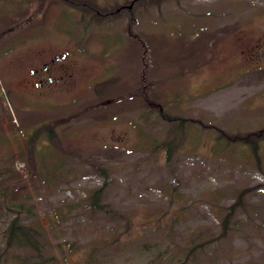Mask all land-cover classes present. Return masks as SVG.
Instances as JSON below:
<instances>
[{
    "label": "rangeland",
    "instance_id": "1",
    "mask_svg": "<svg viewBox=\"0 0 264 264\" xmlns=\"http://www.w3.org/2000/svg\"><path fill=\"white\" fill-rule=\"evenodd\" d=\"M131 1L0 0V252L6 199L37 264H264V0Z\"/></svg>",
    "mask_w": 264,
    "mask_h": 264
},
{
    "label": "trees",
    "instance_id": "2",
    "mask_svg": "<svg viewBox=\"0 0 264 264\" xmlns=\"http://www.w3.org/2000/svg\"><path fill=\"white\" fill-rule=\"evenodd\" d=\"M89 6L93 8L94 10H97L94 3H90ZM94 10H92V17L94 13V17L99 18V14L94 12ZM89 17L91 18V15ZM139 91L141 92V94L143 93L144 97H146L143 87H141ZM135 93H138V92H135ZM169 120L172 121L171 119ZM49 133H50V137H52V130H50ZM231 138L234 141L235 140L238 141L239 139L243 140L245 143L251 146V149L254 153H257L258 143L256 144L255 139L264 138V129L260 131L252 132L249 134L233 135ZM167 144H169V142ZM241 197L242 195L239 196V198ZM97 198L98 197H95L94 200H96ZM5 202H6V199L2 201V203H4L3 204L4 207H6L9 211H11L13 213V216L9 220L7 227L5 229V232H4L5 245H4L3 250L0 252V254L7 255L8 250L10 249H15L18 251L26 250L30 252L29 255L24 254L23 256H19L17 255V253H13L11 254V257L13 256V257L21 258V261L18 264H37L35 261L31 262L30 259L31 260L32 258L38 259L42 255V252L44 250L43 244L40 241L42 234L38 231L37 225L33 223H27V219L25 220V218L22 216L21 214L22 204L18 203V204L9 205L8 203L5 204ZM231 211H234V206L229 207V213L231 214L226 215L225 225H224L225 220L223 219L222 235L227 231V228L230 222V216L232 215V213H234ZM197 246H202V244L194 245L192 249H190L189 252L192 253V250L195 249Z\"/></svg>",
    "mask_w": 264,
    "mask_h": 264
},
{
    "label": "flooded vegetation",
    "instance_id": "3",
    "mask_svg": "<svg viewBox=\"0 0 264 264\" xmlns=\"http://www.w3.org/2000/svg\"><path fill=\"white\" fill-rule=\"evenodd\" d=\"M62 1H66V0H62ZM133 2H135V0H132L130 2V4L125 5V6H120L119 8L116 9V11H119L120 9H131ZM90 3H93L91 1H80V5L86 6L87 8H91L89 6ZM79 4V2H78ZM96 13L99 14L98 11H96ZM108 13H113V12H108ZM61 58V54L60 53H56L54 55L53 58L50 59L49 62H45L42 64V69H38V68H32L30 70V74H31V79L26 80L27 83L31 84L32 87L39 89L44 87L45 85H50L53 83H56L58 81H61L62 79V75L58 74L56 75L55 72L54 74L50 73L47 75H44L46 73V71L50 68V66L55 65V63Z\"/></svg>",
    "mask_w": 264,
    "mask_h": 264
}]
</instances>
